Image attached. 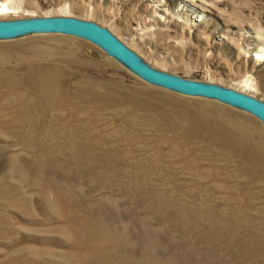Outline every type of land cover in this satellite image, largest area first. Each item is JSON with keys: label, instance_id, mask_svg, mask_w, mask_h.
Wrapping results in <instances>:
<instances>
[{"label": "rangeland", "instance_id": "1", "mask_svg": "<svg viewBox=\"0 0 264 264\" xmlns=\"http://www.w3.org/2000/svg\"><path fill=\"white\" fill-rule=\"evenodd\" d=\"M62 15L264 101V0H0V20ZM46 74L64 88L28 103ZM263 208L251 111L150 82L79 36L0 39V264H264Z\"/></svg>", "mask_w": 264, "mask_h": 264}, {"label": "water", "instance_id": "2", "mask_svg": "<svg viewBox=\"0 0 264 264\" xmlns=\"http://www.w3.org/2000/svg\"><path fill=\"white\" fill-rule=\"evenodd\" d=\"M40 32H58L88 39L150 82L184 93L207 96L243 107L264 121L263 100L220 84L191 80L154 68L144 62L111 30L95 21L63 15L0 20V39Z\"/></svg>", "mask_w": 264, "mask_h": 264}, {"label": "bare ground", "instance_id": "3", "mask_svg": "<svg viewBox=\"0 0 264 264\" xmlns=\"http://www.w3.org/2000/svg\"><path fill=\"white\" fill-rule=\"evenodd\" d=\"M3 8L5 9V10H3L4 12H13L14 11L13 9H11V7H9L7 5H4ZM259 51H256V52L258 53ZM46 75L47 76H45V77H42L41 75H39L37 77L38 80L36 81V84H35L34 88H32L30 90L29 96L26 98L28 103L34 101V99L36 97H38V96H41L46 101L54 100L56 95H57V93H58V91H59V89L64 88L63 85L60 84V82H59V80L57 79L56 76L49 75V74H46ZM93 88H94V93L96 95H99L100 92H101L100 87L96 86V87H93ZM27 92H28L27 90H22L21 94L23 95V94H26ZM228 129L231 130L230 127ZM232 133H234V132L232 131ZM234 134H236V133H234ZM236 135H238L237 137L242 140V137L239 134H236ZM216 143L220 144V142L218 140H217ZM232 150L233 151H240V152L245 151L244 148H242V143L241 142H238V145L234 146L232 148ZM263 210H264V208H263Z\"/></svg>", "mask_w": 264, "mask_h": 264}]
</instances>
